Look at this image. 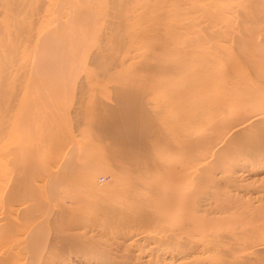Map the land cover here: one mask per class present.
<instances>
[{
  "label": "bare ground",
  "instance_id": "bare-ground-1",
  "mask_svg": "<svg viewBox=\"0 0 264 264\" xmlns=\"http://www.w3.org/2000/svg\"><path fill=\"white\" fill-rule=\"evenodd\" d=\"M0 264H264V0H0Z\"/></svg>",
  "mask_w": 264,
  "mask_h": 264
},
{
  "label": "rangeland",
  "instance_id": "rangeland-1",
  "mask_svg": "<svg viewBox=\"0 0 264 264\" xmlns=\"http://www.w3.org/2000/svg\"><path fill=\"white\" fill-rule=\"evenodd\" d=\"M99 175V174H98ZM97 175V178H96V180H98L97 182H98V184H101V185H103L102 187H104L105 185H106V183L108 184V185H111V183H113V182H111V181H113V178H111L112 176H110L109 174L107 175V174H100L99 176ZM102 175V176H101ZM103 175H104V177H103ZM107 175V176H106ZM99 181H101V182H99ZM107 181V182H106ZM103 183H105V185L103 184ZM100 185V186H101Z\"/></svg>",
  "mask_w": 264,
  "mask_h": 264
}]
</instances>
